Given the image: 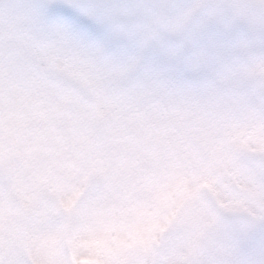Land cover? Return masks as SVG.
I'll return each mask as SVG.
<instances>
[{"label":"rangeland","instance_id":"374dc122","mask_svg":"<svg viewBox=\"0 0 264 264\" xmlns=\"http://www.w3.org/2000/svg\"><path fill=\"white\" fill-rule=\"evenodd\" d=\"M167 2L127 0L160 20ZM193 75L198 102L159 138L0 123V264H189L202 229L264 211V90Z\"/></svg>","mask_w":264,"mask_h":264},{"label":"snow or ice","instance_id":"6c2138e0","mask_svg":"<svg viewBox=\"0 0 264 264\" xmlns=\"http://www.w3.org/2000/svg\"><path fill=\"white\" fill-rule=\"evenodd\" d=\"M127 0H0V123L83 143L132 127L159 138L201 94L181 53Z\"/></svg>","mask_w":264,"mask_h":264},{"label":"clouds","instance_id":"9594fccd","mask_svg":"<svg viewBox=\"0 0 264 264\" xmlns=\"http://www.w3.org/2000/svg\"><path fill=\"white\" fill-rule=\"evenodd\" d=\"M153 11L162 17L160 40L190 72L264 90V0H168ZM189 264H264V211L202 229Z\"/></svg>","mask_w":264,"mask_h":264}]
</instances>
